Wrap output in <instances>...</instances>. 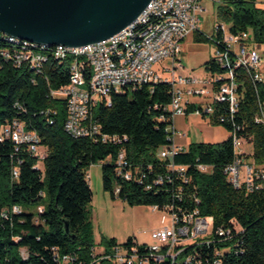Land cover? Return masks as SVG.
<instances>
[{"label":"trees","instance_id":"obj_1","mask_svg":"<svg viewBox=\"0 0 264 264\" xmlns=\"http://www.w3.org/2000/svg\"><path fill=\"white\" fill-rule=\"evenodd\" d=\"M216 16L229 33L248 30L256 45L264 43V8L257 0H221ZM193 36L196 41H213V36L208 38L200 30ZM215 38H221L220 30ZM1 46L5 42L0 37ZM205 69L209 76L227 71L212 57L205 62ZM233 78L239 93L233 114L225 102H214L208 114L200 105L186 107L185 114L198 110L202 118L209 116L211 124L223 126L229 135L216 143L191 142L176 152L173 163L186 167L180 174L168 168L169 160L157 155L159 147L169 143L170 83L124 88L111 94L110 106L98 103L91 119L100 135L108 137L102 141L100 137H74L65 131L66 101L50 95L51 90L69 82L63 64L49 61L40 73H34L28 67L1 60L0 132L14 120L22 122L27 131L37 135L44 158L39 160L29 152L27 144L15 149L10 137L1 136L0 264H60L63 255L72 257L68 264H116L93 253L87 220L92 193L86 171L97 162L101 164L102 188L111 198L119 197L131 206L155 207L178 217L194 210L200 216L212 217L214 241L188 245L181 254V259L191 257L187 264H208L215 258V251L220 252L222 264H264V181L261 187L249 191L243 184L233 186L223 172L235 157L264 167V126L254 119L257 102L264 101V80L253 82L241 66L233 68ZM233 136L243 139L239 152L234 149ZM244 145H250V151ZM121 152L125 164L118 165ZM198 163L212 166L211 171H199ZM127 172L129 178L124 176ZM34 203L36 210L32 212L28 208ZM13 207L18 210L13 211ZM236 225L240 231H235ZM219 228L229 231L230 236H218ZM133 239L128 237L122 245L130 247ZM101 243L105 252L118 244L114 238ZM137 248L138 252L146 249L144 244ZM147 264L171 262L149 258ZM177 264H184L183 260Z\"/></svg>","mask_w":264,"mask_h":264},{"label":"built area","instance_id":"obj_2","mask_svg":"<svg viewBox=\"0 0 264 264\" xmlns=\"http://www.w3.org/2000/svg\"><path fill=\"white\" fill-rule=\"evenodd\" d=\"M206 1L221 3V0ZM203 2L204 0H151L138 17L119 32L82 46H49L0 32V37L5 42V46L0 47V61L6 60L17 67H28L34 73H40L44 64L49 61L63 64L68 70L69 82L51 90L50 95L66 101L65 131L74 137H100L102 141H106L108 137L100 135L97 123L91 119V112L98 103L110 106L111 94L123 91L124 88L135 89L158 81L170 83L171 98L167 110L170 111L172 124L166 129L169 143L159 147L157 155L169 160L168 168L181 174L186 167L176 165L172 158L176 152L186 148L175 142L173 117L185 114L186 107L191 104L184 100V96L208 97L209 100L199 104L205 114L212 111L214 102H225L229 113L233 114L239 102L233 68H245L253 82L263 80L259 71L261 55L257 45L251 40L250 31L231 34L223 22L213 25L212 58L219 66L227 68V71L204 78L175 73L176 69L181 68L179 55L182 40L200 30L198 14L205 11ZM219 30L221 38L217 39L215 37ZM257 108L254 119L264 126V104L258 101ZM194 113L201 116L198 110ZM24 126L22 122L14 120L11 126L2 128L0 139L2 135L10 137L15 149L18 145L27 144L29 152L42 160L44 151H40L37 135L27 131ZM243 143L242 138L233 136L236 152L240 151ZM123 159L124 154L121 152L118 155V165L125 164ZM196 168L208 173L212 166L198 163ZM223 172L233 186L243 184L249 191L261 187L264 181V167L251 165L239 157L227 164ZM124 176L129 178L130 174L127 172ZM12 210L18 209L13 207ZM1 215L5 216L6 213L1 212ZM169 217L168 224L150 232V243L140 242L132 236L134 239L130 247L115 244L108 252L104 249L101 255L98 254L99 257L116 264H147L149 258L155 262L169 259L171 264L183 260L187 264L191 257L187 255L181 259V254L188 245L210 244L214 241L211 216H200L194 210L181 217L171 213ZM234 229L241 230L237 225ZM216 234L226 239L230 236L229 231L224 232L220 228L216 230ZM143 244L146 249L138 252L137 246ZM219 254V251H215V258L208 264H222ZM72 261V257L67 255L59 259L60 264Z\"/></svg>","mask_w":264,"mask_h":264},{"label":"rangeland","instance_id":"obj_3","mask_svg":"<svg viewBox=\"0 0 264 264\" xmlns=\"http://www.w3.org/2000/svg\"><path fill=\"white\" fill-rule=\"evenodd\" d=\"M260 7H264V0H257ZM205 11L198 14L200 19L199 29L208 38L212 36L213 25L219 20L216 16V3L206 0L203 2ZM261 55L259 71L264 77V43L257 45ZM214 53V43L196 41L193 35H188L181 44L180 65L175 70L176 74L194 75L199 78L208 77L210 74L205 69V62ZM184 100L199 105L209 100L201 95H185ZM184 101H182L183 104ZM264 104V101H263ZM173 125L176 130L177 143L188 146L191 142H220L227 138L229 132L221 125H213L209 122V116L202 118L196 113L174 115ZM244 149H251L250 145H244ZM40 151L44 149L40 147ZM41 163V162H40ZM86 173L91 189V201L87 205V220L91 227L94 254L104 251L103 239L114 238L116 243L122 244L128 237L134 236L140 242L150 243V232L169 223V213L152 209L147 205H128L119 197L111 198L109 193L102 188L101 164H91ZM24 209V207H23ZM32 212L36 210V203L28 208Z\"/></svg>","mask_w":264,"mask_h":264},{"label":"water","instance_id":"obj_4","mask_svg":"<svg viewBox=\"0 0 264 264\" xmlns=\"http://www.w3.org/2000/svg\"><path fill=\"white\" fill-rule=\"evenodd\" d=\"M150 1L0 0V32L49 46L87 45L132 23Z\"/></svg>","mask_w":264,"mask_h":264},{"label":"crops","instance_id":"obj_5","mask_svg":"<svg viewBox=\"0 0 264 264\" xmlns=\"http://www.w3.org/2000/svg\"><path fill=\"white\" fill-rule=\"evenodd\" d=\"M264 8V7H263ZM192 35H193V33H192ZM187 37V36H186ZM185 37V38H186ZM184 38V39H185ZM193 38H194V36H193ZM184 39L182 40V42H181V44L183 43V41H184ZM262 77H263V75H262ZM263 80H264V77H263ZM175 142L177 143V141H176V139H175ZM178 145H181V146H183L184 148H186L187 146H184L183 144H181V143H177ZM248 150V149H247ZM248 151H250V150H248ZM152 208V207H151ZM152 209H154V208H152ZM159 228V227H158ZM138 240V239H137ZM146 243V242H145Z\"/></svg>","mask_w":264,"mask_h":264}]
</instances>
